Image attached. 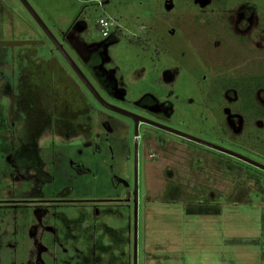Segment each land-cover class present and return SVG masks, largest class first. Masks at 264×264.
I'll return each instance as SVG.
<instances>
[{"label": "rangeland", "instance_id": "rangeland-1", "mask_svg": "<svg viewBox=\"0 0 264 264\" xmlns=\"http://www.w3.org/2000/svg\"><path fill=\"white\" fill-rule=\"evenodd\" d=\"M27 1L104 100L264 165V0ZM90 94L0 0V264H264V170L145 123L135 260L133 122Z\"/></svg>", "mask_w": 264, "mask_h": 264}, {"label": "water", "instance_id": "water-1", "mask_svg": "<svg viewBox=\"0 0 264 264\" xmlns=\"http://www.w3.org/2000/svg\"><path fill=\"white\" fill-rule=\"evenodd\" d=\"M22 6L28 11V13L33 17V19L36 21L40 29L44 32V34L47 36V38L51 41V43L54 45L55 49L59 52V54L63 57V59L68 63V65L72 68V70L75 72V74L79 77V79L83 82L84 86L88 91L93 95V97L98 101V103L104 107L107 110L113 111L115 113H118L120 115L126 116L129 119L133 121V128H134V172H135V179H134V188H133V204H134V259L136 260V252H137V225H138V186H137V176H138V137H139V124L145 123L157 128H160L162 130L168 131L170 133L176 134L180 137H184L190 141H194L196 143L202 144L209 148H215L219 151H222L224 153H227L231 156L237 157L247 163H250L252 165H255L261 169L264 170V165L256 162L250 158H247L237 152H234L232 150L226 149L224 147H221L219 145H216L212 142L200 139L198 137H195L193 135H190L188 133H185L183 131H180L178 129L163 125L161 123L155 122L153 120H150L146 117L140 116L138 114L132 113L130 111H127L125 109H122L118 106H115L106 100L102 98V96L99 94V92L96 90V88L93 86V84L89 81V79L86 77L84 72L80 69V67L77 65V63L72 59V57L69 55V53L64 48L63 44L58 41V39L54 36L52 31L48 28V26L44 23V21L41 19L39 14L35 11V9L31 6V4L27 0H19Z\"/></svg>", "mask_w": 264, "mask_h": 264}, {"label": "flooded vegetation", "instance_id": "flooded-vegetation-1", "mask_svg": "<svg viewBox=\"0 0 264 264\" xmlns=\"http://www.w3.org/2000/svg\"><path fill=\"white\" fill-rule=\"evenodd\" d=\"M58 52V51H57ZM60 55V54H59ZM61 56V55H60ZM55 66H57V63L55 64ZM24 67H27V66H24ZM33 68H35V67H33ZM32 73V72H31ZM31 73H29V77H27V78H25V77H23L22 75H21V72H19V79H20V82L23 84H26V85H31V87L33 88L32 89V94L30 93V92H27V96H21V94L19 93V92H16L15 90H11L10 92H8L7 94H11V96L13 97V98H17L18 100H24V101H26V104L28 103V106L30 107V108H32L33 110H34V112L35 113H37V102L39 101V100H44L43 98H42V94H40L39 95V97H38V95H35V86H34V84L33 83H35L34 81H31V77H30V74ZM5 80H7V79H5ZM9 84V81L8 82H5V86L6 85H8ZM85 87V86H84ZM29 91H31V89H29ZM14 92V93H13ZM13 93V94H12ZM20 94V95H19ZM91 95V94H90ZM43 103V102H42ZM56 106H57V108H58V100H57V102H56ZM131 120V119H130ZM132 121V120H131ZM133 122V121H132ZM151 126V125H150ZM154 127V126H153ZM155 128H157V127H155ZM35 143L36 142H32V141H28V142H23V143H21V146H24V144H27L28 146H27V153L26 154H29L28 153V149L30 150V149H32V150H34L36 147L34 146L35 145ZM35 151V150H34ZM32 154V153H31ZM133 159H134V150H133Z\"/></svg>", "mask_w": 264, "mask_h": 264}, {"label": "trees", "instance_id": "trees-1", "mask_svg": "<svg viewBox=\"0 0 264 264\" xmlns=\"http://www.w3.org/2000/svg\"><path fill=\"white\" fill-rule=\"evenodd\" d=\"M114 31H115L114 32L115 34H120L119 28L115 27L114 28ZM36 44L37 43L35 41H33L31 45H36ZM219 162H220L221 165H226V164H229L230 163L229 160H227V159L224 160L223 158H221V160ZM232 169H234L238 173H241L242 172V168L239 167V166L232 165ZM251 177L254 178L256 185L259 188H261L262 185H261L260 179L257 176H251ZM179 188H180V191L177 193V196L180 197V199L193 198V195L192 194H190V193H188V192L185 191V186L180 185ZM229 199H230V201H232V196H229Z\"/></svg>", "mask_w": 264, "mask_h": 264}, {"label": "built area", "instance_id": "built-area-1", "mask_svg": "<svg viewBox=\"0 0 264 264\" xmlns=\"http://www.w3.org/2000/svg\"><path fill=\"white\" fill-rule=\"evenodd\" d=\"M96 26L99 35L102 37H107L113 28V20L108 17H100L96 21Z\"/></svg>", "mask_w": 264, "mask_h": 264}, {"label": "crops", "instance_id": "crops-1", "mask_svg": "<svg viewBox=\"0 0 264 264\" xmlns=\"http://www.w3.org/2000/svg\"><path fill=\"white\" fill-rule=\"evenodd\" d=\"M81 69V68H80ZM82 70V69H81ZM87 77V76H86Z\"/></svg>", "mask_w": 264, "mask_h": 264}]
</instances>
